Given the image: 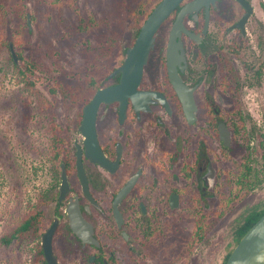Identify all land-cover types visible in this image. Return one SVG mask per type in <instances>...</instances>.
I'll list each match as a JSON object with an SVG mask.
<instances>
[{"label": "flooded vegetation", "instance_id": "flooded-vegetation-1", "mask_svg": "<svg viewBox=\"0 0 264 264\" xmlns=\"http://www.w3.org/2000/svg\"><path fill=\"white\" fill-rule=\"evenodd\" d=\"M162 1L84 17V77L69 80L66 124L53 132L60 264H185L218 214L233 211L251 140L264 148L245 106L247 88L264 80V0H182L157 29L139 83L113 75ZM99 91L108 92L85 135Z\"/></svg>", "mask_w": 264, "mask_h": 264}, {"label": "rangeland", "instance_id": "rangeland-1", "mask_svg": "<svg viewBox=\"0 0 264 264\" xmlns=\"http://www.w3.org/2000/svg\"><path fill=\"white\" fill-rule=\"evenodd\" d=\"M138 1L74 0L73 4L72 0H61L60 9L52 10L50 3L44 0H0V6H3L0 30L4 27L7 35H11L20 25L19 33L23 35V44L18 48L14 45L21 61L12 60L9 48L0 51V238L11 224L17 206L34 205L40 195L53 186L48 156L53 132H56L54 126H65L67 95L72 86L69 80L84 77L83 70L86 69L82 60L84 55L77 50L81 41L73 37L82 35L81 31L74 34L68 28L88 15L113 19L132 14ZM26 26L31 31L29 34ZM61 34L69 36L70 40L62 38ZM72 46L76 48L72 50ZM25 60L39 68L31 77L34 87L27 85ZM59 83L67 87L66 97L59 89ZM51 90H56L54 95ZM245 106L251 115L249 129L256 126L264 132V80L258 86L247 88ZM260 141L261 138L255 136L250 142L256 168L261 167L264 152ZM263 210L264 184L241 199L234 210L219 221L217 228L193 251L192 258L185 264H223L236 243L240 226L249 215ZM46 212L47 221L52 222L53 203L46 207ZM189 230L187 226L186 231ZM22 243L8 248L0 246V264H30L38 242Z\"/></svg>", "mask_w": 264, "mask_h": 264}, {"label": "trees", "instance_id": "trees-1", "mask_svg": "<svg viewBox=\"0 0 264 264\" xmlns=\"http://www.w3.org/2000/svg\"><path fill=\"white\" fill-rule=\"evenodd\" d=\"M50 3V9H60L62 6L61 0H44ZM74 0H72V3ZM71 3V4H72ZM74 4V3H73ZM2 9L3 6H0ZM52 7V8H51ZM2 11V10H1ZM2 17L4 20L5 13H2ZM61 14V12H59ZM3 22V21H2ZM3 26H6V23H2ZM84 20L80 19L77 21L76 25L72 28H68L69 32L74 31L75 33H79V31L84 30ZM21 26L18 25L16 31L14 34L7 35L6 29L4 27L0 30V51H2L4 48H9V42H12L16 48L18 46H21L23 44L22 36L20 35ZM30 29L28 26H26V33L29 34ZM61 37L64 39L70 37L66 36L65 34H61ZM75 39L81 41L79 45H77V50H81L80 54L84 55V45L82 44L83 41V35H74ZM76 47L72 46V50ZM82 55V56H83ZM25 67V73L27 76L29 87H34L35 82L32 81L31 77L34 75V71L38 70L39 68L35 66L31 61L25 60L24 62ZM85 72V70H83ZM63 91L62 94L66 97L67 93V87L64 86L62 83L59 85ZM51 92L55 93L54 90H51ZM28 108V106H26ZM27 110V109H26ZM28 111V110H27ZM254 131H251V134H253ZM49 160L51 161V171L53 174V139L51 143V148L49 150ZM262 162L261 167L256 168L253 164V158L251 153H248V156L245 158L243 165L240 167L239 172L235 175L234 180L232 181L233 184V206L232 209L236 207V205L246 197L252 190H254L256 187L262 185L263 180L260 178L261 170L264 172V153L262 154ZM225 202V199H224ZM53 203V186L42 193L37 200V202L32 205L31 203L27 204L26 206H17L15 208L14 212L15 214H12V222L9 224L6 232L2 235L0 238V246L1 247H10L12 245H19L23 244L24 241H31L38 243L34 246L33 250V258L31 260L30 264H48L44 257L43 248L41 245V237L46 232L47 228L50 226L51 222L47 221V212L46 207H48L50 204ZM226 212L219 213L218 214V222L225 216ZM264 215V211L258 214H252L250 215L246 221L243 223V225L238 230V237L236 239V243L234 247L227 253L223 264L227 263V260L235 247L239 244L241 239L246 235V233L252 228V226Z\"/></svg>", "mask_w": 264, "mask_h": 264}, {"label": "water", "instance_id": "water-1", "mask_svg": "<svg viewBox=\"0 0 264 264\" xmlns=\"http://www.w3.org/2000/svg\"><path fill=\"white\" fill-rule=\"evenodd\" d=\"M182 0H163L152 12L144 24L138 40L133 48L128 51L125 64L116 73H123V80L142 79L144 65L147 63L151 48L154 43V35L160 25L174 11ZM30 19V18H29ZM11 53L16 63L19 62L18 55L11 44ZM171 78L175 86L181 90L182 85L177 82L178 74L170 69ZM108 91H99L92 103L85 109V117L81 126V132L87 135V127L94 126L95 112L100 102L105 99ZM80 157V155H79ZM77 225V224H76ZM58 227V220L52 224L41 237L45 260L48 264H60L53 251V237ZM76 230V226H74ZM226 264H264V215L241 239L239 244L231 253Z\"/></svg>", "mask_w": 264, "mask_h": 264}]
</instances>
